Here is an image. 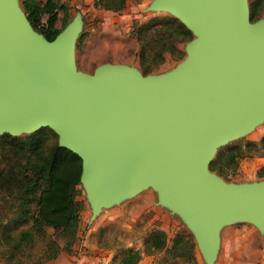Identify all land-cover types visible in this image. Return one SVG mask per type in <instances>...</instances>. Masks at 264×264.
<instances>
[{
	"label": "water",
	"instance_id": "water-1",
	"mask_svg": "<svg viewBox=\"0 0 264 264\" xmlns=\"http://www.w3.org/2000/svg\"><path fill=\"white\" fill-rule=\"evenodd\" d=\"M147 10L192 33L185 59L162 76L109 63L78 70V19L49 41L0 0V136L52 130L80 158L95 210L160 186L214 264L224 225L264 231V179L228 184L209 169L219 145L264 118V18L250 19L247 0H154Z\"/></svg>",
	"mask_w": 264,
	"mask_h": 264
},
{
	"label": "trees",
	"instance_id": "trees-1",
	"mask_svg": "<svg viewBox=\"0 0 264 264\" xmlns=\"http://www.w3.org/2000/svg\"><path fill=\"white\" fill-rule=\"evenodd\" d=\"M126 2L94 0L93 4L119 12ZM21 5L32 28L49 41L64 28L69 18L67 6L61 0H21ZM248 5L250 19L258 20L264 11V0H248ZM59 12L62 16L58 26ZM42 15H47L44 24L40 22ZM134 34L141 39L138 61L144 75L164 61L165 52L181 59L184 51L178 43L192 39V33L170 15L149 18ZM56 136L47 127L24 135L0 136V261L4 264H26L33 257L37 242H42V251L34 263L55 259L61 251H72L84 207L79 189L81 160L59 146ZM260 150L264 153V134L258 142L231 143L217 151L209 169L224 177L234 175L241 159ZM257 177H264V166ZM25 222L29 225L24 227ZM18 226L21 227L16 229ZM143 244L144 254L164 250L196 264L194 243L189 234H175L168 246L164 233L153 229ZM141 256L139 249H128L118 264H136Z\"/></svg>",
	"mask_w": 264,
	"mask_h": 264
},
{
	"label": "rangeland",
	"instance_id": "rangeland-1",
	"mask_svg": "<svg viewBox=\"0 0 264 264\" xmlns=\"http://www.w3.org/2000/svg\"><path fill=\"white\" fill-rule=\"evenodd\" d=\"M20 14L23 13L21 0H14ZM68 9V21L66 26L71 25L78 19V30L71 48V56L78 70L91 73L97 66L105 63L121 65L134 71L140 72L138 52L141 39L134 34L136 28L153 16L171 15L165 10H147V6L154 0H127L125 7L119 12H111L95 7L94 0H61ZM248 1V0H247ZM62 14L59 12L60 25ZM264 18V11L260 19ZM47 15H42L40 22H45ZM150 31H152L150 29ZM83 38L81 39V37ZM187 43H178V47L184 51L181 59H175L165 52L164 61L160 63L150 75L162 76L172 72L187 56ZM26 133H20L24 135ZM264 134V118L250 127L246 132L222 143L214 151L213 157L220 148L231 143H244L246 140L258 142ZM57 137V136H56ZM264 153L260 150L252 153L250 157L241 159L234 175L226 177L215 175L228 184L245 185L259 179L257 172L260 170ZM260 167V168H259ZM80 198L84 207L80 212L79 227L76 240L70 253L61 251L58 256H71L82 249L89 250L95 245L112 253V264H118L121 257L128 253V249H139L143 253L144 239L153 229L162 231L167 239L168 246L173 236L177 233L189 234L194 243V255L196 264H204L205 257L200 251L196 236L189 227L184 215L178 208L172 207L161 200L162 188L160 186H142L133 191L115 198L98 210H95L93 200L89 199L83 182L79 184ZM5 220V219H4ZM234 228L240 230L239 241L245 245L244 258L252 264H264L260 256L256 257V251L264 249V231L260 230L249 221H237L232 223ZM25 222L23 226H28ZM18 226L16 229H19ZM49 233L52 230H48ZM229 237V241L232 240ZM235 241H237V238ZM228 242V241H227ZM42 242H37L33 257L26 264L34 263L41 254ZM201 248V246H200ZM235 253L232 252V255ZM152 256L160 264H190L179 257H174L164 250ZM57 256V257H58ZM56 257V258H57ZM55 258V259H56ZM45 261L40 264H49ZM0 264H4L0 261Z\"/></svg>",
	"mask_w": 264,
	"mask_h": 264
},
{
	"label": "crops",
	"instance_id": "crops-1",
	"mask_svg": "<svg viewBox=\"0 0 264 264\" xmlns=\"http://www.w3.org/2000/svg\"><path fill=\"white\" fill-rule=\"evenodd\" d=\"M264 166V158L262 159L261 166ZM259 167V168H260ZM259 178V177H258ZM264 179V177H260ZM233 224H227L221 227L219 231V241L214 264H252L250 261H245V243L239 241V235L242 233L237 228L232 227ZM232 240H228L229 237ZM237 241H235V238ZM228 241V242H227ZM232 252L235 253L232 255ZM256 251V257L260 256V260L264 262V249ZM67 257L61 256L54 259L49 264H112V253L108 250H103L95 245H92L89 250L82 249L73 256L66 254ZM51 261V260H50ZM136 264H160L153 259L152 256L142 255Z\"/></svg>",
	"mask_w": 264,
	"mask_h": 264
},
{
	"label": "built area",
	"instance_id": "built-area-1",
	"mask_svg": "<svg viewBox=\"0 0 264 264\" xmlns=\"http://www.w3.org/2000/svg\"><path fill=\"white\" fill-rule=\"evenodd\" d=\"M45 22H41V24H44Z\"/></svg>",
	"mask_w": 264,
	"mask_h": 264
}]
</instances>
